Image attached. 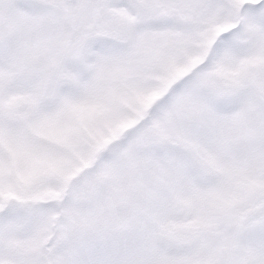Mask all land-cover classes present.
Masks as SVG:
<instances>
[{
  "label": "snow or ice",
  "instance_id": "obj_1",
  "mask_svg": "<svg viewBox=\"0 0 264 264\" xmlns=\"http://www.w3.org/2000/svg\"><path fill=\"white\" fill-rule=\"evenodd\" d=\"M0 264H264V0H0Z\"/></svg>",
  "mask_w": 264,
  "mask_h": 264
}]
</instances>
